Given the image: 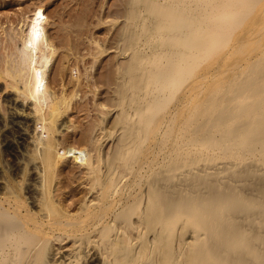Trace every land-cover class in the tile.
<instances>
[{
	"label": "bare ground",
	"instance_id": "1",
	"mask_svg": "<svg viewBox=\"0 0 264 264\" xmlns=\"http://www.w3.org/2000/svg\"><path fill=\"white\" fill-rule=\"evenodd\" d=\"M117 7L52 80L43 5L0 20V264H264V0Z\"/></svg>",
	"mask_w": 264,
	"mask_h": 264
},
{
	"label": "rangeland",
	"instance_id": "2",
	"mask_svg": "<svg viewBox=\"0 0 264 264\" xmlns=\"http://www.w3.org/2000/svg\"><path fill=\"white\" fill-rule=\"evenodd\" d=\"M122 2H119V0H8V1L0 0V17H1L0 20L1 22H5L4 24L3 23L2 24L6 26L5 24L9 23L8 21L6 22V19H7L6 14H9V18L11 17L10 20L13 19V21H15L17 20V17L19 15L18 11L19 12L27 11L28 9L33 7L35 4L41 3V5H43L45 14L47 15L48 21H49L50 34L55 40L57 44V48H58L54 56V60H53L54 62L52 64V67H50V69L52 68V71L50 70L49 72V77L51 74L50 80H52L54 77H58V76L60 77L61 72L63 76L68 74L69 68L71 66H74V64H76L74 62H76L78 57L83 58V60L81 61L78 60L81 63L77 61V64L79 63L80 66L84 65L83 67L87 66L89 73L90 72L93 73L94 69L97 68L98 63L99 65L102 64L104 66V64H106L105 62H108V63L110 61L111 63L113 62L114 52L113 50H111V48L114 44L113 39L115 38L114 36L116 34L115 32L117 31L119 25L121 24V16L119 17V12H117L116 8L118 9V7L120 6L119 5L117 7V3L122 4ZM104 3H105L104 5L105 8L101 9V6H103ZM113 3H115L116 6ZM114 8L116 12H114ZM111 10L113 11L112 14H110ZM14 12L16 14H14ZM106 12H108L107 15L109 16L111 15V16L108 17L107 15H105ZM114 13H118V16ZM13 15H15L16 18L13 17ZM113 19H116V21H113ZM8 27L9 26H7L5 29H8ZM95 37L100 42L99 43L100 47H104V48L109 47V49L107 48V50L102 53L98 49H95V47L93 46L94 44H96V41H94ZM89 42H91L93 45L91 46V43ZM88 45H89V48H91L90 49L91 51L93 50L92 48H94L95 52L97 50L99 52L97 51V53L95 54V52L92 51L94 54L92 53L89 54L90 50L88 51V48H87ZM68 52L71 54H69ZM0 53L3 54V48L1 47H0ZM68 54L69 56L67 58L64 57V55L67 56ZM0 56L2 57V55ZM93 60H96V62L98 60L100 62L94 63ZM82 63H85V64H82ZM69 64L71 66H68ZM79 65L78 66L75 65L77 66L76 71L75 70L72 71L74 75L76 73L78 74ZM100 70H103V69H100ZM0 84L2 85V83ZM0 93H1L0 94V113L4 116V119H5L4 122L9 124V121H7V118H9L8 111L1 97L3 93L2 91H0ZM90 95L91 93H87L86 96H82L79 102L77 101L76 104L79 105V103L81 104L87 103V106H89L90 104H88V101H89L88 98L90 97ZM79 97H80V91H78L76 100H78ZM87 110H84V111L82 110L81 112L78 111L77 114H75L74 112L73 114L75 116L79 115V117L77 116V121H78L77 124H79V130H82L84 133L90 132V129H92L91 126H93L92 124H94L93 121H95V111L92 109L91 106L87 107ZM0 131L2 132L3 129H0ZM2 134L0 133V137ZM0 142H1L0 143V158L2 157L1 159L4 160L3 151H2L3 150L2 141ZM2 162L5 163V165H7L6 160Z\"/></svg>",
	"mask_w": 264,
	"mask_h": 264
},
{
	"label": "snow or ice",
	"instance_id": "3",
	"mask_svg": "<svg viewBox=\"0 0 264 264\" xmlns=\"http://www.w3.org/2000/svg\"><path fill=\"white\" fill-rule=\"evenodd\" d=\"M37 15L39 16V13Z\"/></svg>",
	"mask_w": 264,
	"mask_h": 264
}]
</instances>
